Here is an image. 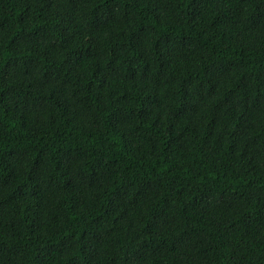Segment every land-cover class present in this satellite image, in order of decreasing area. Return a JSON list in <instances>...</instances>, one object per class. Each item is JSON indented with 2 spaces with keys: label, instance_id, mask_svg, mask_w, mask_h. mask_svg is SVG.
Segmentation results:
<instances>
[{
  "label": "trees",
  "instance_id": "obj_1",
  "mask_svg": "<svg viewBox=\"0 0 264 264\" xmlns=\"http://www.w3.org/2000/svg\"><path fill=\"white\" fill-rule=\"evenodd\" d=\"M0 264H264V0H0Z\"/></svg>",
  "mask_w": 264,
  "mask_h": 264
}]
</instances>
